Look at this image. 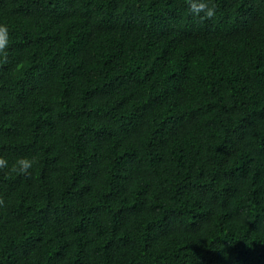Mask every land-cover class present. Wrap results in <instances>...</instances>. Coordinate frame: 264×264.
<instances>
[{
  "label": "trees",
  "instance_id": "obj_1",
  "mask_svg": "<svg viewBox=\"0 0 264 264\" xmlns=\"http://www.w3.org/2000/svg\"><path fill=\"white\" fill-rule=\"evenodd\" d=\"M193 2L0 0V264H264V0Z\"/></svg>",
  "mask_w": 264,
  "mask_h": 264
},
{
  "label": "clouds",
  "instance_id": "obj_2",
  "mask_svg": "<svg viewBox=\"0 0 264 264\" xmlns=\"http://www.w3.org/2000/svg\"><path fill=\"white\" fill-rule=\"evenodd\" d=\"M188 5L190 13L198 16L200 20L212 19L216 14V5L214 3L209 4L207 2L196 3L193 0H185ZM201 13L203 15H201ZM8 46L7 40V27L0 26V55H2L5 59L8 56V52L6 51ZM38 161L35 157H18L15 163L9 167L8 161L5 157L0 156V170L7 169L5 175H9L12 173H18L22 175H30V169L33 167L35 163ZM3 203V200H0V204Z\"/></svg>",
  "mask_w": 264,
  "mask_h": 264
}]
</instances>
